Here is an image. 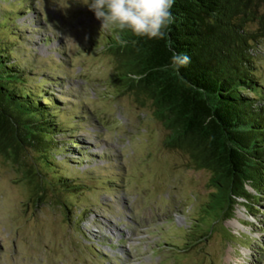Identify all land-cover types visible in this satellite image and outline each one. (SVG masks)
<instances>
[{
    "label": "rangeland",
    "instance_id": "rangeland-1",
    "mask_svg": "<svg viewBox=\"0 0 264 264\" xmlns=\"http://www.w3.org/2000/svg\"><path fill=\"white\" fill-rule=\"evenodd\" d=\"M8 1L0 46L31 74V91L52 94L60 133L53 151L26 147L25 163L0 155V264H264V195L252 215L239 206L222 223L202 211L209 173L168 148L150 104L123 91L83 0ZM253 47L264 86V39Z\"/></svg>",
    "mask_w": 264,
    "mask_h": 264
},
{
    "label": "trees",
    "instance_id": "trees-1",
    "mask_svg": "<svg viewBox=\"0 0 264 264\" xmlns=\"http://www.w3.org/2000/svg\"><path fill=\"white\" fill-rule=\"evenodd\" d=\"M172 13L166 39L125 32L120 38L128 43L121 45L116 33L106 31L104 47L115 60L123 91L141 106L149 103L164 126L167 147L184 152L191 166L209 173L202 211L219 223L239 206L252 215L254 200L264 195V86L253 59V43L264 39V0H175ZM9 20L0 19L4 29ZM5 47L0 46V155L25 163L26 147L53 151L50 143L60 133L55 102L51 93L28 88L31 74L11 62L13 54ZM172 50L191 58L179 72L170 65ZM46 155L40 163L43 174L54 165ZM33 174L42 199L47 188L37 183L36 170ZM68 177L60 176L57 185L65 186ZM56 183L49 181L48 187ZM209 232L191 241L205 240Z\"/></svg>",
    "mask_w": 264,
    "mask_h": 264
},
{
    "label": "clouds",
    "instance_id": "clouds-1",
    "mask_svg": "<svg viewBox=\"0 0 264 264\" xmlns=\"http://www.w3.org/2000/svg\"><path fill=\"white\" fill-rule=\"evenodd\" d=\"M175 0H83L95 18L101 21V30L116 33L117 42L126 45L120 34L130 32L134 37L164 40L174 23L172 7ZM171 50V49H170ZM191 58L186 53L172 50L171 67L179 72Z\"/></svg>",
    "mask_w": 264,
    "mask_h": 264
}]
</instances>
